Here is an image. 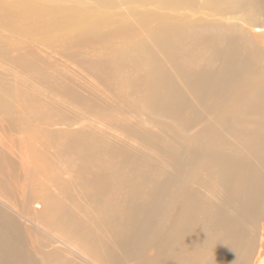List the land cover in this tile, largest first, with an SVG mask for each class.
<instances>
[{"label": "rangeland", "instance_id": "obj_1", "mask_svg": "<svg viewBox=\"0 0 264 264\" xmlns=\"http://www.w3.org/2000/svg\"><path fill=\"white\" fill-rule=\"evenodd\" d=\"M30 1L0 0V146L8 159L18 163L27 155L52 181L76 187L78 209L93 207L102 238L92 237L103 264H158L162 182H171L173 171H186L192 156L220 173L219 201L208 210L213 224L226 218L237 233L208 230L202 239L213 234L221 248L207 247L198 258L184 257L186 246L177 254L169 240L162 252L172 256L171 264L264 261V138L254 131L255 121L264 123V0H176L177 10L197 12H188V20L215 26L203 35L195 33L196 22L187 25L188 44L155 42L151 34L178 26L181 13L170 10L172 0H151L122 14L99 3L72 14V8ZM200 7L208 15L201 16ZM99 13L126 17L132 32L115 36L124 48L144 47L151 71L121 56L122 45L107 32L96 35ZM240 16L261 30L243 27ZM228 62L238 64L230 73L235 77L220 93L213 87ZM157 68L167 76L158 80ZM203 128L212 130L196 136ZM58 152L81 159L71 167V180L61 176L68 165L51 162Z\"/></svg>", "mask_w": 264, "mask_h": 264}, {"label": "bare ground", "instance_id": "obj_2", "mask_svg": "<svg viewBox=\"0 0 264 264\" xmlns=\"http://www.w3.org/2000/svg\"><path fill=\"white\" fill-rule=\"evenodd\" d=\"M172 1L174 6H171L170 10L176 14L181 13L178 26H171L169 32L164 30L151 31L155 42L168 43L174 39L177 42L188 44L189 37L185 36V33L189 31V28H186L187 25L196 22L195 33L198 31L197 33L203 35L208 33L209 28L215 27L213 24H204L203 19L188 20V12L192 15L197 12L189 11V6L177 10L176 0ZM4 3L6 4V1ZM30 3L39 6L51 5L59 9L72 8L75 10L72 14L79 13V11H82V14L84 11L94 9L99 3V5H105L106 8L117 9V12L122 14L132 12L133 8L150 6L152 1L122 0L120 3L115 4L114 0H31ZM157 7L155 6V8ZM199 9L201 10V16L208 15L204 8L200 7ZM51 11L53 10L51 9ZM99 14L93 17L99 28L96 35L100 36L103 35L102 32H107L110 34L109 40H114L120 44L122 39H117L115 35H127L132 32L130 23L127 22L125 16L118 15L114 17L112 15L110 18L103 17L101 13ZM167 16V14L163 16L160 21L166 20ZM237 19L241 21L243 27L250 31L259 32L261 30V28H256L248 23L243 16ZM141 21L144 22L143 19ZM135 22L140 28L142 22L140 20H135ZM226 22H230L229 18L226 19ZM143 25L148 26L145 22ZM120 45H122L123 50L121 56L126 60L129 59L133 65L145 66V73L152 70L146 65L149 61V53L144 47L139 46L132 49L124 48V44ZM127 45H130L129 42ZM237 65L231 62L226 64L228 71L222 76L220 75L221 81H217L213 90H221L220 93H224V89L232 86V79L235 76H230V73L237 68ZM155 73L158 80L167 76L162 68L155 69ZM254 86L252 85V87ZM256 99L261 102L262 94ZM148 118L153 124V118ZM211 130L212 128L209 130L203 128L196 136L205 135ZM254 131L258 136L264 138V123L255 121ZM211 135L215 139L218 132H213ZM196 136L192 134L189 138L195 139ZM201 138L205 140L204 136ZM51 162L61 168L68 165L67 169L61 171V176H67L71 180L73 178L70 174L71 167L79 165L81 159L58 152L51 159ZM17 166H19V170L15 168ZM212 166L219 167L218 165ZM186 168L187 170L184 172L173 171L170 174L172 176L171 182H162L164 186L160 190L159 197L157 196L159 199L157 215L161 218H159V221H162L160 226L157 219V230L162 228L163 231L159 243V252L157 253L158 264L172 263V256H166L162 252L167 240L173 242L177 254L183 246H186V253L183 256L198 258L207 247H213L217 250L221 248L222 242L216 237H212L213 234L207 242L202 239L206 237L204 234L208 230L213 233L229 234L231 236H235L237 233V229L233 227L232 222L229 221L231 224H229L230 228L228 227V223L225 221L226 218L222 219L221 222L218 218V222L213 224L208 215L209 208L219 201L220 173L218 172V176H215L213 174L214 170L210 166L192 156L187 159ZM16 170L18 172L15 173ZM20 177H23V181H20ZM37 181L43 184L42 188L37 186L35 188ZM137 188L139 189V187ZM236 191L239 190L236 188ZM79 193L76 187H63L46 177L40 169L35 168L27 155L23 156L18 163L11 162L0 146V264H103L96 255V251L101 248L96 239L102 238V235L97 232L94 217L91 213L93 207L86 206V209H83L82 206L78 209L75 203H79ZM165 198L171 201L170 205L165 202ZM194 199L199 200V203H194ZM85 203L87 204V202ZM37 207H40V210ZM44 212H46L47 218L44 217ZM228 213L232 215L234 210L230 208ZM77 221L83 222L87 226L77 225ZM92 235L96 239H93ZM260 246L261 248L264 247L262 240ZM260 264H264V261H261Z\"/></svg>", "mask_w": 264, "mask_h": 264}]
</instances>
